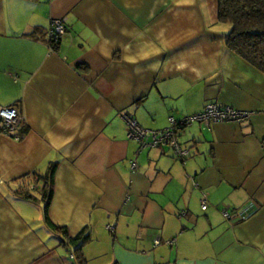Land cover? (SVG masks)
<instances>
[{
	"label": "crops",
	"instance_id": "0c3cea01",
	"mask_svg": "<svg viewBox=\"0 0 264 264\" xmlns=\"http://www.w3.org/2000/svg\"><path fill=\"white\" fill-rule=\"evenodd\" d=\"M217 24L218 0H0V109L24 120L0 135V264H79V235L86 264H264V73ZM211 104L252 115L184 129L186 162L128 138L126 116L160 131Z\"/></svg>",
	"mask_w": 264,
	"mask_h": 264
},
{
	"label": "built area",
	"instance_id": "2783aa9c",
	"mask_svg": "<svg viewBox=\"0 0 264 264\" xmlns=\"http://www.w3.org/2000/svg\"><path fill=\"white\" fill-rule=\"evenodd\" d=\"M65 22L63 20L52 21V27L49 34V39L52 41H58L66 32ZM252 113L239 111L230 107H221L217 104H211L206 109L194 116L184 118L182 121H177L174 117H170V126L164 130L153 131L142 128L134 119L126 116V120L129 126L128 138L130 140H137L143 146L160 148L169 146L175 152V155L181 161L186 162L190 156L188 149L182 147L180 143L181 131L187 127L192 126L194 123L204 124L207 128H211L214 124H241L250 119ZM23 117L17 107L1 108L0 109V135H6L12 137L17 141L24 138V135H20L17 131L22 129ZM137 166L133 164V169ZM210 193L206 194L202 200V209L205 211L208 209V200ZM254 203H250L243 210L239 211L236 215L242 218L247 216V213L254 214ZM223 215L228 220L233 219L235 216L229 211V209L223 210ZM109 231H114V228L110 227ZM160 244V240L156 241ZM169 245L175 244L174 241L168 243ZM75 257H73L74 259Z\"/></svg>",
	"mask_w": 264,
	"mask_h": 264
},
{
	"label": "trees",
	"instance_id": "16d2710c",
	"mask_svg": "<svg viewBox=\"0 0 264 264\" xmlns=\"http://www.w3.org/2000/svg\"><path fill=\"white\" fill-rule=\"evenodd\" d=\"M218 22L229 24L231 27L225 37L226 47L264 73V0H218ZM62 37L57 42L49 39L50 45L58 47ZM1 127L0 124V131H3ZM45 179L47 180V189L43 192L45 221L51 229L66 233L65 230L58 229L49 216V208L54 195V174L47 175ZM208 193H211L210 189L206 190L203 196L205 197ZM20 194L27 200L33 197L28 189L20 190ZM81 236L69 238L68 241L76 248L78 263L86 264L81 255V248L89 237Z\"/></svg>",
	"mask_w": 264,
	"mask_h": 264
},
{
	"label": "rangeland",
	"instance_id": "374dc122",
	"mask_svg": "<svg viewBox=\"0 0 264 264\" xmlns=\"http://www.w3.org/2000/svg\"><path fill=\"white\" fill-rule=\"evenodd\" d=\"M212 28H215V29L221 30V31H226V32H229L231 30V27L229 24H223V23H219V22L217 25L213 26ZM35 193H36L35 191L32 192L33 195Z\"/></svg>",
	"mask_w": 264,
	"mask_h": 264
},
{
	"label": "bare ground",
	"instance_id": "6f19581e",
	"mask_svg": "<svg viewBox=\"0 0 264 264\" xmlns=\"http://www.w3.org/2000/svg\"><path fill=\"white\" fill-rule=\"evenodd\" d=\"M184 130H182L181 132H183ZM186 149V148H185ZM189 150V149H188ZM189 152H191L190 150H189Z\"/></svg>",
	"mask_w": 264,
	"mask_h": 264
}]
</instances>
